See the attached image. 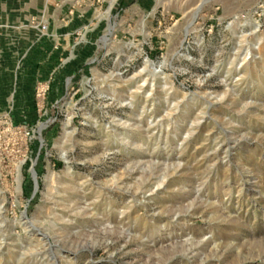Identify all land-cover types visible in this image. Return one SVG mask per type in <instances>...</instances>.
I'll use <instances>...</instances> for the list:
<instances>
[{"label": "rangeland", "instance_id": "obj_1", "mask_svg": "<svg viewBox=\"0 0 264 264\" xmlns=\"http://www.w3.org/2000/svg\"><path fill=\"white\" fill-rule=\"evenodd\" d=\"M42 1L73 46L0 111V264H264V0Z\"/></svg>", "mask_w": 264, "mask_h": 264}, {"label": "crops", "instance_id": "obj_2", "mask_svg": "<svg viewBox=\"0 0 264 264\" xmlns=\"http://www.w3.org/2000/svg\"><path fill=\"white\" fill-rule=\"evenodd\" d=\"M54 5L39 32L27 20L42 0H0V111L27 109L35 80L57 75L60 50L73 46L74 24H62L66 8Z\"/></svg>", "mask_w": 264, "mask_h": 264}, {"label": "built area", "instance_id": "obj_3", "mask_svg": "<svg viewBox=\"0 0 264 264\" xmlns=\"http://www.w3.org/2000/svg\"><path fill=\"white\" fill-rule=\"evenodd\" d=\"M37 27H39V30L41 32H44L46 29V25L44 22L37 24ZM40 93H41L40 88H37V96H39Z\"/></svg>", "mask_w": 264, "mask_h": 264}]
</instances>
